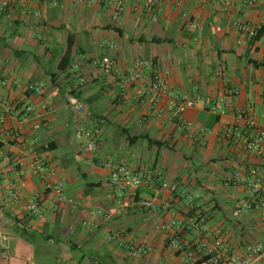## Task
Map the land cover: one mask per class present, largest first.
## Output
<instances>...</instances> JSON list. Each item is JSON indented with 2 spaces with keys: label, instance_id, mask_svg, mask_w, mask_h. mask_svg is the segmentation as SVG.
<instances>
[{
  "label": "crops",
  "instance_id": "crops-1",
  "mask_svg": "<svg viewBox=\"0 0 264 264\" xmlns=\"http://www.w3.org/2000/svg\"><path fill=\"white\" fill-rule=\"evenodd\" d=\"M220 1L125 0L124 11L113 18L105 0H13L0 15V79L7 82L0 85V98L15 104L7 111L0 103V231L8 235L0 264H182L183 252L173 250L156 228L171 215L132 209L126 192L110 187L102 165L107 159L149 175L158 167L159 180L176 184L169 192L158 188V180L147 182L136 197L157 195L171 202L178 239L194 238L196 230L184 228L185 216L197 210L206 217L200 236L211 246L221 241L213 234L216 229L229 250L241 252L248 244L264 242V207L244 211L238 219L232 206L230 228H222L216 216L221 210L216 195L228 190L225 177L237 163L243 167L254 161L252 155L240 159L239 142L225 141L223 127L233 122L236 109L246 106L258 123L264 122V0H232L230 11ZM236 21L254 28L256 35H240ZM103 55L112 60V71L100 81L96 61ZM138 59L151 62L149 70L166 79L173 97L197 90L212 100L223 97L226 112L215 115L200 102L177 111L173 97L150 89L147 76L125 81ZM71 95L83 111L68 105ZM70 121L73 131L79 121L99 129L87 158L92 180L77 181L79 168L72 171L55 152L72 141L80 144L70 134ZM176 152L183 164L176 162ZM19 156H34L54 169L64 182V201L42 193L39 177L19 175ZM217 171L222 174L217 183H204L199 176ZM88 173L80 171L82 178ZM232 187L239 194L236 200L248 196L243 184ZM9 188L20 194L19 201L9 199ZM181 188L192 193V201ZM33 197L41 216L27 215L25 202ZM112 232L132 237L149 252L128 262L125 246L107 240ZM255 264H264V257Z\"/></svg>",
  "mask_w": 264,
  "mask_h": 264
},
{
  "label": "built area",
  "instance_id": "built-area-1",
  "mask_svg": "<svg viewBox=\"0 0 264 264\" xmlns=\"http://www.w3.org/2000/svg\"><path fill=\"white\" fill-rule=\"evenodd\" d=\"M13 0H0V15L6 13ZM203 1V0H202ZM113 18L120 15L125 9V0H105ZM220 4L225 11H230L233 7L232 0H221ZM236 30L240 35H248L253 37L255 29L249 27L241 21H236ZM111 46V44H106ZM151 62L138 59L132 64V73L125 78V81H131L140 77H148L150 89L159 95H167L173 97L166 79L157 72H151ZM112 71V60L103 55L96 61V77L100 81H104ZM225 80V78L223 79ZM80 78L78 83H82ZM4 79H0V85H6ZM26 89L34 90L39 93L40 90L34 85H28ZM236 93V89L231 90ZM201 103L207 110L215 115H222L226 112L227 103L223 97L212 100L204 96L200 91H195L189 96L173 97L172 105L177 111L185 108L193 107L197 103ZM0 103L5 110L10 111L14 108V102L9 98H0ZM67 103L75 111H83V105L78 99L71 95L67 98ZM234 120L231 124L225 125L222 130V138L233 146L239 142L241 149L240 159L242 155H252L253 162H247L243 167L238 163L230 174L223 180L226 187L243 184L248 196L237 199L232 207V214L238 217L244 211H249L264 207V122L258 123L251 106L236 109L233 112ZM186 130H191L192 125L188 122L183 123ZM99 135L97 127L85 128L78 126L75 130L77 141L83 146L84 150L90 152L94 149ZM103 167L108 171V183L110 187L119 193L126 192L129 197V205L132 209H141L151 212L154 209H161L171 215L170 219L156 225L163 236V240L175 251L183 252L184 260L182 264H255L256 260L264 257V242L248 244L244 250H229L225 243L223 232L219 229L214 230L213 234L220 237L221 241L216 246L208 244L206 238L201 237V231L204 230L203 222L205 214L195 210L192 214L185 216V229L192 227L196 230L195 236L190 241H182L175 235L173 226L176 224L174 213L172 212V204L169 201L158 198L157 195L150 197H136V190L147 182H157L158 188L173 192L177 189L174 182L159 180L162 172L158 167L153 168L151 175L147 173H137L130 168L117 164L107 159L103 163ZM15 171L19 175L30 174L40 178L42 193L51 192L55 200L64 201L63 189L64 182L59 179L54 169L45 166L44 162L38 160L34 156H19L15 160ZM23 184L22 181L20 182ZM181 193L187 197L188 201H192V193L185 188H181ZM9 199L19 201L21 196L18 192L9 188L7 190ZM37 197V196H36ZM27 215L30 217L41 216L42 211L38 208L37 198L33 197L25 202ZM8 238L6 233L0 231V248L2 242ZM108 241H119L127 249L132 256H143L149 252V248L144 244L136 241L132 237L127 240L120 232H112L107 235Z\"/></svg>",
  "mask_w": 264,
  "mask_h": 264
},
{
  "label": "rangeland",
  "instance_id": "rangeland-1",
  "mask_svg": "<svg viewBox=\"0 0 264 264\" xmlns=\"http://www.w3.org/2000/svg\"><path fill=\"white\" fill-rule=\"evenodd\" d=\"M67 111L71 115L75 113L71 109H69ZM73 126H74V122L70 121V123H69V128L71 130L70 134L74 135V136H75V130L78 126L85 127V128H92V126H90L84 122H80V121L77 123V127L74 128V131H73ZM75 139H76V137H75ZM95 147H96V145H95ZM95 147L92 151L95 150ZM92 151L87 152L84 150V148L81 144H78L77 142L72 141L67 148L63 149L62 147H60V149H57L55 152L58 155H60L62 158L66 159V161L68 162L72 171H77L79 168V174L77 175V177H78L77 181H85V180H92V178H93V177H91V174L88 173L89 172L88 167L90 166V163L87 161V158L89 155L88 153H91ZM175 160H176V162H178V164H183L184 161H183V157L180 155V152H178V153L176 152ZM103 163H102V165H103ZM221 165H222L221 162L217 163V166L220 167ZM80 171L87 172L88 173L87 178H82L80 175ZM220 172L221 171H217L216 173H212L210 175L208 173L203 172L204 174L203 173L199 174V176L203 175V177L201 179L203 180L204 183H208L210 180L212 182L217 183L218 179L222 177V174ZM195 190L196 189L194 187L193 189H191V192L193 194H195L196 193ZM237 196H239L238 191L235 188H233L232 186L228 187V190L225 192V194H217L216 195V199L221 205V210H219L216 213L217 214L216 216L218 218H221L222 228H226V227L230 228L232 225V222H234L233 221L234 218L231 215V207L235 203ZM243 216H245V213L241 214V216L238 217V219H240ZM240 229H241V225L239 224L237 226V229L235 230V233H239ZM106 247H107V244H106ZM124 253L126 254L125 257H126V260L128 262H134V261L137 262L140 259V257H134V256L130 255L129 253H127L126 251Z\"/></svg>",
  "mask_w": 264,
  "mask_h": 264
},
{
  "label": "trees",
  "instance_id": "trees-1",
  "mask_svg": "<svg viewBox=\"0 0 264 264\" xmlns=\"http://www.w3.org/2000/svg\"><path fill=\"white\" fill-rule=\"evenodd\" d=\"M255 35H256V32H255ZM254 35V36H255ZM68 53H69V45H68V47H67V49H66V51H65V53H64V55H63V57H62V59H61V63L63 64V65H65V59H67V58H65V57H67V55H68ZM263 66V68H264V65H262ZM61 68H63V67H61ZM73 93V92H72ZM95 185V184H94ZM91 186H93V185H91Z\"/></svg>",
  "mask_w": 264,
  "mask_h": 264
}]
</instances>
